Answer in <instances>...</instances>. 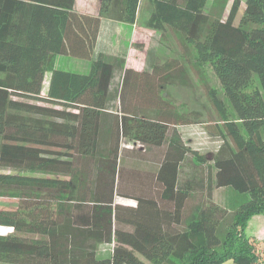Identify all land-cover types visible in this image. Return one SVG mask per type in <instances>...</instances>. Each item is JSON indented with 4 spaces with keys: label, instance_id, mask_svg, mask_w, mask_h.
<instances>
[{
    "label": "trees",
    "instance_id": "16d2710c",
    "mask_svg": "<svg viewBox=\"0 0 264 264\" xmlns=\"http://www.w3.org/2000/svg\"><path fill=\"white\" fill-rule=\"evenodd\" d=\"M138 2L100 0L87 15L74 0H0V197L16 200L0 208L11 228L0 264H264L245 234L264 216V0L227 11L229 0H211L207 12L208 0H149L146 26L179 34L183 52L148 71L94 57L100 19L133 23ZM56 55L90 69H57ZM205 64L231 106L205 85L217 116L206 133L220 138L211 158L195 142L199 113L166 94ZM121 156L159 169L125 168Z\"/></svg>",
    "mask_w": 264,
    "mask_h": 264
},
{
    "label": "rangeland",
    "instance_id": "374dc122",
    "mask_svg": "<svg viewBox=\"0 0 264 264\" xmlns=\"http://www.w3.org/2000/svg\"><path fill=\"white\" fill-rule=\"evenodd\" d=\"M232 0H229V3L227 5V9L229 8V5ZM241 1V7L243 8L244 0ZM211 3V0H208L206 7L204 8V11L207 12L209 10V5ZM147 4L149 6V9L151 8V4L149 0H142L141 1V10L142 12H145L147 10ZM147 36L145 38V43L148 45L146 46V50L144 53L138 54V57L135 58L131 57L132 60H136V58H142L143 62L147 61H153V63H162L169 57H177L179 56V53L183 52L182 44H181V36L179 34L174 35L173 33L169 32L168 35L161 34L159 38H157V35L159 32L156 30V33L150 34L149 32L145 33ZM155 36V43L153 44L152 40L154 35ZM139 42V41H138ZM146 52V53H145ZM56 58H54L55 60ZM73 58L67 57V56H58L57 63L59 64V67L64 70H70V65ZM140 61V60H139ZM131 67L138 66V61L134 64H132V61L129 63ZM203 75L200 73V71H195L193 69H187V79L185 85L173 83L166 87V94L168 95V98L175 104L176 109L180 112H190L191 111H197L199 115H197V118H199L200 122H202L201 131H196V135L198 137V141H195L198 143V145L202 146L203 149H206V151H209L210 153L209 158L212 156V151L220 145V138H218L213 133H206L205 125L206 123H210L209 125L214 126L212 124L217 120V116L215 115V112L207 100L205 89L207 87H214L218 97L224 98L226 101V104L228 106V109H231V106L229 104V101L227 100L226 96L223 93V89L220 85V82L212 70V68L205 64L203 66ZM203 76V79L201 77ZM43 104V103H41ZM191 117H195L191 114ZM191 128L195 127V125L190 126ZM199 127V126H197ZM126 146L133 147L134 145L129 142H125ZM136 146V145H135ZM134 159L129 157H122L120 159V164L126 165H132L134 164ZM136 165V164H135ZM230 190V189H229ZM239 193V192H237ZM238 195V196H236ZM233 196L230 191L228 190H215L214 191V198L225 200V199H242V194H236ZM120 200V199H118ZM129 203H132L131 200H129ZM16 207V200L10 199V198H2L0 197V208H15ZM5 226L0 227V234L5 231ZM8 233V232H7Z\"/></svg>",
    "mask_w": 264,
    "mask_h": 264
},
{
    "label": "crops",
    "instance_id": "0c3cea01",
    "mask_svg": "<svg viewBox=\"0 0 264 264\" xmlns=\"http://www.w3.org/2000/svg\"><path fill=\"white\" fill-rule=\"evenodd\" d=\"M141 1L138 2V8L136 13V19L133 23H124L107 18H101L98 26L97 38L94 47V57L98 55H105L108 57H125L126 58V67L131 68L135 71H148L153 64V61H142V58H136L138 61V66L131 67L128 66L129 58L138 57V54L144 53L146 50L147 44L145 43L144 36H147L145 33L149 32L150 34L156 33V30L146 26V19L148 18L151 8L147 4V10L142 12L141 10ZM100 7V0H74V10L78 13L87 14V15H98ZM159 34L157 38L162 34L161 31H158ZM164 35H170L169 32L164 33ZM155 36L153 37V44L155 43ZM139 41V42H138ZM136 45V46H135ZM146 53V52H145ZM58 56L65 55H56L54 60V66L57 69H62L57 63ZM68 57V56H67ZM73 58L72 62L69 63L71 72L77 73H87L90 69V61L85 59H80L76 57ZM135 58V57H134ZM140 60V61H139ZM64 70V69H62ZM50 79V72H47L44 76V81L42 85L41 93L44 96L47 93L48 85ZM125 157V156H123ZM122 156L120 157V159ZM119 159V163H120ZM133 162V161H131ZM134 164L126 165L120 164L121 166L136 171L156 173L159 169V164L150 161L136 160L134 159ZM136 164V165H135ZM120 199V200H118ZM116 202L123 205H134V202L129 203L128 199L116 197ZM245 234L250 238L255 247H259L262 251L264 250V216L263 215H254L252 216L246 226ZM224 264H235L231 260H227Z\"/></svg>",
    "mask_w": 264,
    "mask_h": 264
},
{
    "label": "built area",
    "instance_id": "2783aa9c",
    "mask_svg": "<svg viewBox=\"0 0 264 264\" xmlns=\"http://www.w3.org/2000/svg\"><path fill=\"white\" fill-rule=\"evenodd\" d=\"M132 61V64H134L135 63V60H132L131 58H129V63ZM1 227V226H0ZM2 228H4L5 229V231L4 232H2V234H5V233H7V232H9V231H11V228H8V227H2Z\"/></svg>",
    "mask_w": 264,
    "mask_h": 264
}]
</instances>
